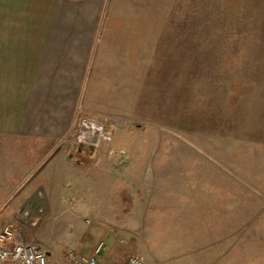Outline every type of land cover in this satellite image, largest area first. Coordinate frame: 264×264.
I'll list each match as a JSON object with an SVG mask.
<instances>
[{
	"label": "rangeland",
	"instance_id": "374dc122",
	"mask_svg": "<svg viewBox=\"0 0 264 264\" xmlns=\"http://www.w3.org/2000/svg\"><path fill=\"white\" fill-rule=\"evenodd\" d=\"M104 18L116 23L109 35L125 52L141 43V87L125 99L136 111L127 108L115 127L104 115L85 117L106 122L105 135L80 151L145 155L135 169L156 171L159 201L175 208L136 233V255L150 264H264V2L193 0L188 13ZM63 223L51 214L17 232L50 252L47 264H68V250L89 255L99 241L101 264L135 255L113 249L89 218Z\"/></svg>",
	"mask_w": 264,
	"mask_h": 264
},
{
	"label": "crops",
	"instance_id": "0c3cea01",
	"mask_svg": "<svg viewBox=\"0 0 264 264\" xmlns=\"http://www.w3.org/2000/svg\"><path fill=\"white\" fill-rule=\"evenodd\" d=\"M191 1L0 0V231L51 214L68 225L89 218L113 249L136 255L141 227L175 210L159 201L157 172L135 169L145 155L88 153L60 139L75 117L104 115L113 128L136 111L125 99L141 87V43L125 52L104 13H188Z\"/></svg>",
	"mask_w": 264,
	"mask_h": 264
},
{
	"label": "built area",
	"instance_id": "2783aa9c",
	"mask_svg": "<svg viewBox=\"0 0 264 264\" xmlns=\"http://www.w3.org/2000/svg\"><path fill=\"white\" fill-rule=\"evenodd\" d=\"M106 122L89 118H81L72 133V142L75 146L97 147L104 138V125ZM104 244L98 242L89 255H77L73 251L66 252L69 264H101V254ZM45 251L35 242L21 237L17 227L12 224L5 225L0 231V264H47ZM120 264H150L137 255L127 256Z\"/></svg>",
	"mask_w": 264,
	"mask_h": 264
},
{
	"label": "water",
	"instance_id": "95a60500",
	"mask_svg": "<svg viewBox=\"0 0 264 264\" xmlns=\"http://www.w3.org/2000/svg\"><path fill=\"white\" fill-rule=\"evenodd\" d=\"M81 149H82V145L79 146L78 151H80ZM87 149L91 151L92 147L91 146H87Z\"/></svg>",
	"mask_w": 264,
	"mask_h": 264
}]
</instances>
